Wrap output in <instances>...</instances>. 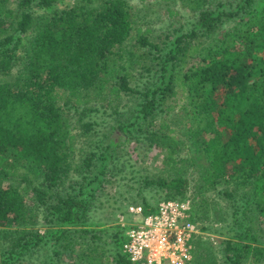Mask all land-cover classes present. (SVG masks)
Here are the masks:
<instances>
[{"label": "trees", "instance_id": "16d2710c", "mask_svg": "<svg viewBox=\"0 0 264 264\" xmlns=\"http://www.w3.org/2000/svg\"><path fill=\"white\" fill-rule=\"evenodd\" d=\"M9 1L0 0V264H132L116 216L131 206L156 214L151 192L180 201L187 190L183 176L141 174L152 148L179 163L183 142L168 122L179 90L194 152L207 160L200 189L223 182V197L243 202L222 264H264V0H178L188 23L157 36L134 29L125 0L58 10L68 0Z\"/></svg>", "mask_w": 264, "mask_h": 264}, {"label": "rangeland", "instance_id": "374dc122", "mask_svg": "<svg viewBox=\"0 0 264 264\" xmlns=\"http://www.w3.org/2000/svg\"><path fill=\"white\" fill-rule=\"evenodd\" d=\"M125 1L132 14L134 29L140 28L143 31L150 29L153 32V36L162 35L167 32H172L174 29H178L182 24L188 23L187 19L190 17L187 10L179 7L178 0H172L169 3L162 2V0ZM18 3V0H10L9 7L15 9ZM98 3L99 2L96 4ZM78 5L76 1L68 0L64 4L58 3L55 8L58 10L66 7H77ZM168 8L180 14L169 18L167 12ZM17 69L18 68L13 69L12 75L16 74ZM1 78L2 75H0V79ZM66 97L67 96L62 91L56 93L57 105L64 111L67 110L65 102L68 98ZM186 97L187 95L179 90L178 99L180 109L178 108L176 112L171 113L168 117V122L172 125V129L175 130L178 139L183 142V151L177 157L179 163L171 166L167 165L165 163L166 153H160L155 148H152L147 155L142 154L140 156L141 159L146 161V164H144L145 168L141 171V174H148L155 179H172L180 176L187 179L188 185L185 197L180 199V201H173L189 203V221L197 224L200 228L201 235L195 238L193 242V260L191 264H222L224 258L222 257L221 251L223 249V242L226 241L228 237L226 228H228L229 224L233 225L235 219H239L240 223L244 225L242 219V213L244 211L243 202L233 203L231 200L224 198L221 191L226 189L228 184H224L223 182H219L216 190H209L206 192L200 189L202 177L201 168L206 165L207 160L194 152L199 149L200 144H195L194 141L190 140L189 128H191V125L189 124L190 117L187 109L185 110L188 104ZM108 113H110V111H108ZM64 114L72 116L67 112ZM196 140L199 141L202 139L197 137ZM199 157L204 160L199 159ZM135 158L134 155V160ZM197 164H200V166ZM140 165L141 164H139V166ZM7 184V182H3V185ZM97 186V184L93 185V189L96 190ZM149 196L157 197L155 198L157 204H161L165 201H172L171 199L161 200L159 194L156 192H151ZM245 215L247 216V214ZM116 217L117 221H119L118 225L122 226L119 216ZM125 221H127L128 227L130 228L134 224L140 223L141 218L138 216H127L125 217ZM42 226L43 225L40 224V227ZM126 229H124V231H126ZM44 231V228H40L41 234H44ZM239 232H241L240 229L236 228L235 233ZM234 240L235 242L239 241L238 238L236 240V236ZM105 264L113 263L106 262Z\"/></svg>", "mask_w": 264, "mask_h": 264}, {"label": "built area", "instance_id": "2783aa9c", "mask_svg": "<svg viewBox=\"0 0 264 264\" xmlns=\"http://www.w3.org/2000/svg\"><path fill=\"white\" fill-rule=\"evenodd\" d=\"M158 207L156 214L146 217L142 206L128 207V216L141 218L130 228L125 217H120L127 227L123 253L132 264H191L193 242L201 232L189 221V203L172 200Z\"/></svg>", "mask_w": 264, "mask_h": 264}]
</instances>
